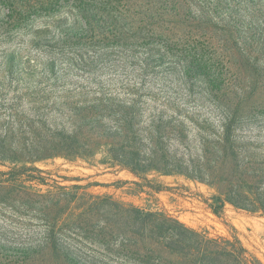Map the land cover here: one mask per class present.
I'll return each mask as SVG.
<instances>
[{"label":"rangeland","instance_id":"rangeland-1","mask_svg":"<svg viewBox=\"0 0 264 264\" xmlns=\"http://www.w3.org/2000/svg\"><path fill=\"white\" fill-rule=\"evenodd\" d=\"M225 98L241 99L247 119L234 125L264 149V0H0V132L70 130L85 110L94 122L82 126L111 136L126 113L141 135L129 144L149 147L146 130L159 124L168 133L153 135L157 149L186 158L213 141L224 114L214 101ZM218 198L182 174H133L102 152L0 163V264H189L167 239L136 235L120 206L237 239L264 264V216L218 208Z\"/></svg>","mask_w":264,"mask_h":264},{"label":"trees","instance_id":"trees-1","mask_svg":"<svg viewBox=\"0 0 264 264\" xmlns=\"http://www.w3.org/2000/svg\"><path fill=\"white\" fill-rule=\"evenodd\" d=\"M191 69L193 63L188 62L184 72L189 74ZM223 100L214 101L224 114L218 131L210 135L213 141L200 144L194 156L188 154L185 158L173 150L159 151L153 135L157 138L162 131L168 133L162 125L152 122L145 134L149 147L141 148L129 144V140L136 141L141 137L140 130L131 126L130 115L119 114L120 122L110 136L97 126H91V129L82 126L85 120L94 122L88 116L91 114L84 110L75 114L80 123L70 130L45 127L40 123L38 128H5L0 132V163L26 167L49 158L88 159L102 152L107 163L119 164L133 174L147 171L182 174L190 180L207 184L218 193V208L227 202L235 208L264 216V149L249 141L258 139V136L240 132L234 125L247 119L241 112V109L246 111L241 99L237 103H230L226 98ZM95 124L99 121L96 120ZM101 202L114 208L119 206L109 199ZM121 207L115 209L123 210L126 220L139 232L136 235L142 236L147 231L148 235L159 240L167 239L164 246L172 254L186 257L189 264H261L237 239L206 238L162 213H144L133 207Z\"/></svg>","mask_w":264,"mask_h":264}]
</instances>
